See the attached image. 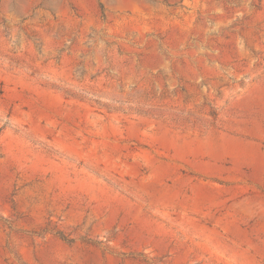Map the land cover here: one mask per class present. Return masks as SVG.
I'll list each match as a JSON object with an SVG mask.
<instances>
[{
	"label": "rangeland",
	"instance_id": "374dc122",
	"mask_svg": "<svg viewBox=\"0 0 264 264\" xmlns=\"http://www.w3.org/2000/svg\"><path fill=\"white\" fill-rule=\"evenodd\" d=\"M0 264H264V0H0Z\"/></svg>",
	"mask_w": 264,
	"mask_h": 264
}]
</instances>
